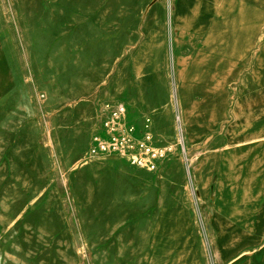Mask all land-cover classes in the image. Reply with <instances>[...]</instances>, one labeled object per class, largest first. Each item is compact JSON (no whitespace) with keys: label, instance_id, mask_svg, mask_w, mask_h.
Here are the masks:
<instances>
[{"label":"rangeland","instance_id":"374dc122","mask_svg":"<svg viewBox=\"0 0 264 264\" xmlns=\"http://www.w3.org/2000/svg\"><path fill=\"white\" fill-rule=\"evenodd\" d=\"M207 1L187 0L193 30L180 35L176 0H0V264H169L154 227L178 207L200 264L264 263L256 245L219 255L214 225L264 237V143L228 146L242 129L236 101L264 103V0L251 4L245 63L197 40ZM155 37L159 58L137 76L134 57ZM188 56L195 140L176 81ZM217 64L227 76L214 81ZM260 112L242 136L264 125Z\"/></svg>","mask_w":264,"mask_h":264},{"label":"bare ground","instance_id":"6f19581e","mask_svg":"<svg viewBox=\"0 0 264 264\" xmlns=\"http://www.w3.org/2000/svg\"><path fill=\"white\" fill-rule=\"evenodd\" d=\"M194 1L197 3L199 0ZM252 1L255 2V0H208L207 2H201V9H203V11L209 9L210 13L205 14L206 19L204 16L202 17L201 24L207 29L202 34H199L197 40H204V42L208 43L209 50L216 51L217 53L220 52L222 56L228 58L233 57L236 49H238L237 54L243 55V63L250 61L251 46L247 39L251 33L250 22L255 13L251 8ZM190 2L192 3V1ZM175 7L174 23L176 29L180 35H187L188 32L191 33L193 29L191 28L190 18L193 17L188 16L187 12L193 9L188 7L187 0H176ZM180 20L182 22L181 26L178 25ZM241 28L242 30L240 31ZM190 39H192V42L195 41L193 37H190ZM237 45H239L238 48ZM159 47L160 42L158 38L155 37L138 51L137 55L134 57L133 63L141 59L145 60L139 64H135V73L137 76L146 74L149 59L151 57L156 59L159 58ZM188 58L189 56L183 57L182 60L177 62L176 81L180 90L179 104L182 109L181 121L182 124L187 127L186 139L195 140L200 137L201 131L199 130L201 126L199 123L197 124L194 119L196 105L190 93L191 89L188 88L187 85L188 80L183 77L184 75L181 74L182 72H179L181 61L187 64ZM216 68L218 70V64L215 65L214 71H211V74L215 76L214 81L217 80L219 76H227L224 74L220 75ZM225 68H227V66H225ZM234 68L235 66L232 67L231 65L228 74H230ZM220 69L221 68H219V70ZM261 109H264V103L258 97L253 96L251 98L247 96L245 100L236 101L234 118L238 121L239 125H242V129L234 128L230 131L232 132V138L228 146L240 145L246 142L264 143V125H262V127L258 125V129L252 130L250 134L242 136L244 130L249 131L255 128L258 122L261 124ZM119 110L124 112L125 108L119 107ZM204 111L205 117L209 118V111L205 106ZM231 163L232 162H230V165ZM253 180V177L251 180L249 179V183L252 184ZM187 214L186 209L183 207H178L174 210L163 209L155 224V236L152 240L153 248L156 249L161 247L162 253L164 252L170 258L169 264H200L197 258V245L192 233H188V229L192 228V226ZM214 225L221 235L220 240L222 239L221 242L219 241V246H215V250L219 255H224L228 252L230 256L237 254L238 256H249V254L255 252L257 246H259L262 247V250L258 254V258L264 259V237L261 232L255 231L253 234L246 237L231 236L228 238L227 232L232 230L225 225L224 221L221 220L219 216L215 217ZM248 245H256L254 247L256 250L243 249ZM151 253L152 250L149 251V255H151ZM241 260L242 261L238 264H249L250 262V258H241Z\"/></svg>","mask_w":264,"mask_h":264}]
</instances>
